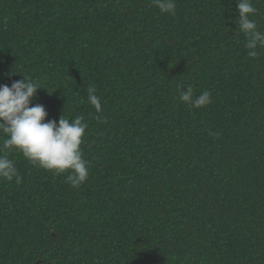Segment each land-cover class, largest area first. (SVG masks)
<instances>
[{"label":"trees","instance_id":"obj_1","mask_svg":"<svg viewBox=\"0 0 264 264\" xmlns=\"http://www.w3.org/2000/svg\"><path fill=\"white\" fill-rule=\"evenodd\" d=\"M235 20L236 0H0V85L31 77L46 120L83 116L89 168L72 187L9 153L0 264H264V49ZM189 85L211 103L180 102Z\"/></svg>","mask_w":264,"mask_h":264},{"label":"clouds","instance_id":"obj_2","mask_svg":"<svg viewBox=\"0 0 264 264\" xmlns=\"http://www.w3.org/2000/svg\"><path fill=\"white\" fill-rule=\"evenodd\" d=\"M162 14L174 15L176 0H152ZM238 25L246 38L247 55L255 58L257 48L264 49V31L250 17L257 12L252 0H236ZM42 86L31 77L23 76L11 86L0 85V180L20 184L23 177L17 170L9 153L18 151L30 163L54 174L68 172L66 182L79 187L89 176L88 161L83 158L81 145L88 124L83 116L74 119L62 115L58 121L46 120L48 113L41 104L30 106ZM94 86L86 89L87 102L94 106L96 120L106 122L102 116V104ZM178 99L189 107L199 109L211 103V92L203 91L199 95L189 85L186 89L178 87ZM218 136V133H212Z\"/></svg>","mask_w":264,"mask_h":264}]
</instances>
